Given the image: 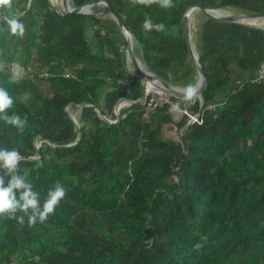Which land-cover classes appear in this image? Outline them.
I'll return each mask as SVG.
<instances>
[{"label": "trees", "instance_id": "trees-1", "mask_svg": "<svg viewBox=\"0 0 264 264\" xmlns=\"http://www.w3.org/2000/svg\"><path fill=\"white\" fill-rule=\"evenodd\" d=\"M103 1L144 67L182 88L198 77L183 28L188 8L264 13V0H173L171 9ZM14 13L25 34L0 25V88L27 126L0 121V148L35 157L21 167L42 202L57 183L67 195L43 224L0 220V264H264V80L253 81L264 27L194 11L190 39L207 84L202 106H188L203 124L186 127L166 107L143 116L144 83L109 16H62L50 0H16ZM146 18L165 30L146 32ZM121 101L129 105L117 116ZM167 123L183 129L179 142L164 136Z\"/></svg>", "mask_w": 264, "mask_h": 264}, {"label": "clouds", "instance_id": "clouds-1", "mask_svg": "<svg viewBox=\"0 0 264 264\" xmlns=\"http://www.w3.org/2000/svg\"><path fill=\"white\" fill-rule=\"evenodd\" d=\"M130 2L133 5L143 6L157 4L164 9H171L175 6L173 0H130ZM15 3L16 0H0V25H6L7 30L13 36L23 37L25 25L14 13ZM142 27L146 32L153 30L161 32L165 30L166 26L163 23H153L150 18H146ZM3 69L4 65L0 64V71ZM239 82L241 80L236 85ZM196 95L197 89L194 86H186L184 89L186 99H193ZM13 103V98L7 90L0 88V121L15 127L18 132H23L27 126V118H22L15 113L9 114ZM26 159H35V157L26 158L17 149L0 148V220L12 219L23 224L27 217L28 225L31 227L35 226L37 222L45 223L51 215L55 214L56 208L67 195V189L57 183L47 192V196L42 202L40 193L35 190L29 179L28 171L21 167L22 162ZM5 175L9 177L7 181L4 178Z\"/></svg>", "mask_w": 264, "mask_h": 264}, {"label": "water", "instance_id": "water-1", "mask_svg": "<svg viewBox=\"0 0 264 264\" xmlns=\"http://www.w3.org/2000/svg\"><path fill=\"white\" fill-rule=\"evenodd\" d=\"M60 5L59 7H55L52 1L50 3L55 7L56 11L61 13L62 16L67 14H82V15H91V16H102L107 15L112 18L122 36L124 47H125V54L126 60L132 67L133 71L136 75L143 80L144 83V98L142 101L137 102V104L142 105L147 98L148 92L153 88H160L170 94L173 97H176L181 100H188L184 96V90L174 89L162 79H160L157 75L151 73L149 70L144 68L140 61L135 57L132 47V36L130 32L124 27L122 20L120 19L119 15L103 0H93L91 2L86 3L85 5L77 8H71L68 4V0H59ZM104 6L106 9L100 13H91L89 9ZM88 9V10H87ZM194 11H200L206 18L213 20L215 22H222V23H240L243 25H252L254 24H263L264 23V13L258 14H250V15H230L226 11L222 10H212V9H203L200 6H195L188 8L185 14L183 15V28L185 34L186 45L191 55V59L195 65L197 71V82L194 87L197 89V95L195 98H198L200 104H203L202 92L206 87V79L204 77L203 71L200 67L198 62V55L194 50V46L190 39V22L189 17L190 14ZM220 13V14H216ZM252 21H260L252 22ZM147 72V73H146ZM119 104V103H118ZM118 104L116 105V115L118 116Z\"/></svg>", "mask_w": 264, "mask_h": 264}, {"label": "built area", "instance_id": "built-area-1", "mask_svg": "<svg viewBox=\"0 0 264 264\" xmlns=\"http://www.w3.org/2000/svg\"><path fill=\"white\" fill-rule=\"evenodd\" d=\"M264 80V64H262L257 72V75L253 81L257 80ZM129 105L126 101H121L118 104V110L121 109L123 106ZM166 107L170 110V112L177 116V117H185L187 124L185 125H197L201 126L203 124V118L200 113H194L192 110L188 108V106L181 105L180 101L177 99H174L169 95L167 92L160 88H153L148 92L147 99L145 101L144 107H143V116H147L150 113H153L156 109ZM214 105H209L208 110H213ZM116 113V108H115ZM125 115L121 116L124 118ZM110 123H114V121H110ZM184 135V131L179 130L175 131V141L179 142Z\"/></svg>", "mask_w": 264, "mask_h": 264}, {"label": "crops", "instance_id": "crops-1", "mask_svg": "<svg viewBox=\"0 0 264 264\" xmlns=\"http://www.w3.org/2000/svg\"><path fill=\"white\" fill-rule=\"evenodd\" d=\"M139 60V59H138ZM140 61V60H139ZM141 63V62H140ZM142 64V63H141ZM142 66H144L143 64H142ZM130 71V73H133L131 70H129ZM141 81L143 82V80L141 79ZM239 81V80H238ZM238 81H236V83L238 82ZM172 87V86H171ZM145 88V87H144ZM174 89H178V90H184L185 88H182L180 85L179 86H176V87H173ZM222 97H223V91H221V92H218V97H217V100H221L222 99ZM195 99H198V98H193V99H188V100H183L184 101V104H185V106H190L192 103H193V101L195 100ZM219 101H217V102H219ZM200 103V102H199ZM201 105V104H200ZM214 105V109L213 110H209V111H215L216 110V107L218 106V103L217 104H213ZM209 106V105H208ZM208 106L206 107L207 108V110H208ZM178 117L177 116H175V115H173V119H177ZM175 131H176V127H175V123H167V124H165V126H164V130H163V134H164V136L166 137V138H168V139H172V137L174 138V135H175ZM174 140H175V138H174Z\"/></svg>", "mask_w": 264, "mask_h": 264}, {"label": "rangeland", "instance_id": "rangeland-1", "mask_svg": "<svg viewBox=\"0 0 264 264\" xmlns=\"http://www.w3.org/2000/svg\"><path fill=\"white\" fill-rule=\"evenodd\" d=\"M50 1H52V3L54 4L55 7H59V5H60V1L59 0H50ZM89 12H91V13H100L99 10H97V7H94V8L89 9ZM101 12H103V11H101ZM193 13L194 12H192L190 14V17H189L190 25H191V23L192 24L195 23V19H194ZM104 16H107V15H104ZM263 27H264V23H263Z\"/></svg>", "mask_w": 264, "mask_h": 264}, {"label": "bare ground", "instance_id": "bare-ground-1", "mask_svg": "<svg viewBox=\"0 0 264 264\" xmlns=\"http://www.w3.org/2000/svg\"><path fill=\"white\" fill-rule=\"evenodd\" d=\"M88 10V9H87ZM216 14H220V13H216ZM252 22H258V23H260V21H252ZM254 25H256V26H259V27H261V26H263V24H254ZM144 67V66H143ZM144 68H146V67H144ZM147 69V68H146ZM148 70V69H147ZM147 73V72H146ZM147 99V98H146ZM146 99H145V101H146ZM145 101H144V103L142 104L143 106H144V104H145ZM217 108V107H216ZM217 110V109H216Z\"/></svg>", "mask_w": 264, "mask_h": 264}]
</instances>
